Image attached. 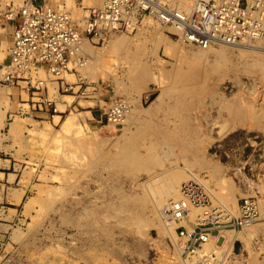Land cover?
I'll return each mask as SVG.
<instances>
[{
    "label": "rangeland",
    "instance_id": "rangeland-1",
    "mask_svg": "<svg viewBox=\"0 0 264 264\" xmlns=\"http://www.w3.org/2000/svg\"><path fill=\"white\" fill-rule=\"evenodd\" d=\"M25 1L3 0L1 4L11 2L20 7ZM36 1L39 4L53 3L52 0ZM72 1L73 4L69 6L65 0H61V3L75 19L85 16V8L101 5H87L83 0ZM156 25L153 21L149 25L147 20H143L132 30L88 43L92 51L87 52V66L75 75L64 77L71 84L82 80V90L78 91L79 88L74 87L70 92L60 94L54 89L49 90L50 98H56L59 111L56 114L46 116L38 112L29 118L24 114L29 101L26 91L0 82V117L4 116L0 126V141L8 140L9 148L12 149V152L6 149L5 154L0 153V160L7 157L13 159L12 165L5 167L9 176L0 174V264H178L184 256L172 248L168 236L161 235L154 227H144L142 220L133 224L128 210L111 208L109 205L117 192L123 195L142 193L134 184L149 173H164L168 177L180 173L187 175L189 172L202 178L213 194L235 196L237 207L244 204L245 200L253 201L255 205L257 217L253 224L257 227L245 229L252 235L251 239L248 235L246 244L244 240L236 238L232 243V253L226 254L220 264H264V79L261 72L251 73L239 66L235 69L226 64L211 74L206 83L207 90L201 92L197 99L189 94L162 96L161 107L152 111L149 123L157 124L161 130L171 134L175 133V128L171 127H180L183 122V114L176 106L178 99L189 105L190 123L198 121L194 125H203L208 118L222 113L219 120L223 123L217 124L210 135L214 140L202 143L198 149L185 151L179 146L166 145L168 148H164L160 144L155 153L161 160L159 163L163 164L149 168L139 166L136 169L113 165L108 156H99L100 148L111 154L118 152L113 145L114 140L124 132V124L113 129L104 120L103 112L110 99L123 98L129 105L130 113L138 109L144 111L160 96L162 89L172 82L173 71L181 67L179 63L182 62L181 68L186 67L178 55L191 54L196 50L172 38L168 33L171 31L169 28ZM11 31L10 25L7 33ZM154 33L164 34L163 37L169 43H178L177 49L167 53L163 46L158 47V61L156 56L143 55L142 59L148 60L147 69H151L152 75L159 81L147 82L143 89L135 92L127 61L124 60L125 54L122 51L111 52L110 48V51L101 49L109 45L111 37L122 36L131 38V45L136 43L148 47ZM2 41L0 63L7 56V35ZM231 54L233 61L238 58L237 51H231ZM209 57H212V53H209ZM105 74L108 75L104 79ZM85 86L95 87L94 92L84 95ZM236 100L242 108H258L256 115L263 119V123L259 126L256 120L250 118L246 122L248 124L244 125L233 120L225 107ZM69 116L71 118L67 121ZM228 119L233 120L231 125ZM251 121L255 123L252 126ZM98 146L100 148L97 151ZM184 151L188 155L183 154ZM195 157L209 158L218 166V174L203 165L199 167ZM212 202L213 206L217 205L213 198ZM232 203L230 201L229 206L234 208ZM237 207L234 208L237 212L235 218L239 216ZM119 211L124 214L121 215ZM143 214L146 217L151 214L149 204ZM184 224L187 227L190 224L195 226L193 223ZM221 230L232 231L228 228ZM219 233L213 234L216 238H213L210 247L215 252L213 254L212 251L205 264H219L222 254L226 253L225 247L217 243ZM225 235L228 236V233ZM217 250L220 253H216Z\"/></svg>",
    "mask_w": 264,
    "mask_h": 264
},
{
    "label": "built area",
    "instance_id": "built-area-1",
    "mask_svg": "<svg viewBox=\"0 0 264 264\" xmlns=\"http://www.w3.org/2000/svg\"><path fill=\"white\" fill-rule=\"evenodd\" d=\"M1 1L0 43L3 35H7L9 46L5 60L0 63V82L26 91L29 101L24 114L29 118L38 112L46 116L59 112L56 98H50V89L57 94L70 92L74 87L82 90V80L71 84L64 77L77 74L86 65L87 42L132 30L143 20L169 28L172 38L201 49L264 40V0H194L190 13L172 0H102L99 7L85 8L81 19L50 3L26 0L18 7L11 2L3 5ZM94 90L93 86H85L83 94ZM128 108L125 100L111 98L103 112L104 120L113 127L120 126ZM180 194L178 200L164 208L163 219L174 226L176 233L174 240L168 237L169 243L186 258L201 249L220 228H244L257 217L253 201L245 200L235 219L223 223L207 219L194 226L187 222L191 207L204 210V215L209 213L212 218L210 213L220 206H213L208 189L195 180L183 183ZM211 254L205 253L203 258L207 260Z\"/></svg>",
    "mask_w": 264,
    "mask_h": 264
},
{
    "label": "bare ground",
    "instance_id": "bare-ground-1",
    "mask_svg": "<svg viewBox=\"0 0 264 264\" xmlns=\"http://www.w3.org/2000/svg\"><path fill=\"white\" fill-rule=\"evenodd\" d=\"M65 1H66V4H68L67 6H69V4L70 5L73 4L72 0H65ZM101 1L102 0H83L84 4L91 5V6H97V5L99 6L101 4ZM172 1L177 2V5L179 6V8H181L186 13L191 12L192 6L194 3V0H172ZM52 2H53V3H51L52 6L58 7L61 9L62 8L65 9V7L62 6L64 4L61 3V0H52ZM147 23H149V25H150L151 20L148 19ZM156 27H157V25H156ZM152 32H154V31H152ZM154 34H155V36L153 38V41L150 44V46H148V47H146L142 44L139 46L136 43L131 45V42H130L131 38H128L126 36H122V37H111V39L109 41V45H107L106 47H103L101 49V50L105 51L107 49L109 50V48H110L111 52L112 51L113 52L122 51L123 54H125L124 60L126 59L125 61H127V64L129 67L128 69L131 71L130 72L128 70L129 71L128 73L129 74L131 73L129 77L133 83L132 89L135 92H138L140 89H143L142 87L147 82H152V81L158 82L159 81V79L155 78L152 75L153 73H151V71H150L151 69L150 70L147 69L149 66L148 60L142 59L143 55L146 53V55H149V56L150 55L156 56V50L160 46H163L165 52H167V53L168 52H175L177 49L178 43H169V41L167 42L165 37H163L164 34H162V35L157 34V33H154ZM3 37L5 38L6 36L3 35ZM139 42H140V40L138 41V44H139ZM194 48H196V50L193 51L191 54H187V55H186V53H183L182 50H180L183 54L178 55V56L180 57V59H182L183 64H185L186 67L181 68L182 62L180 61L181 63H179V64H181V67L176 66L179 69H175L173 71L172 82L171 83L169 82V85L162 89L160 96H158L157 99L153 103H151V105L147 109H144V111H140L138 109L136 111H131V113H130V109L128 108L129 111L127 112L125 119L123 121V124H124L123 131L124 132L120 137H115L114 144H113L116 147L118 152L111 154L108 151L101 150V148L98 146L97 151L100 148L99 156L100 155L101 156H108L109 162L113 165H116V166L121 165V167H123V168L125 167L128 169H136L139 166H140V168H149L150 166H153L156 164H158L157 166H159V164H160L159 162L161 160H158L155 152H157L160 144H162L164 146V148H168V147H166V145H172V146H176V147L179 146L181 148H184L183 150H185V151L190 150V149H193V150L198 149L199 146L202 145V143L214 140L211 138V136H212L211 132H214L217 124L221 123L222 120H219V119H220V116L222 115V113H219L220 116L217 115L216 117H214L212 119L207 117L209 120L207 119V122L203 125H199L198 123L196 125H194L197 120L195 119L196 121L194 122V124L190 123V116L188 113L189 105H187L184 100L178 99L176 102V106H177V108H179L181 110L180 113L183 114V117H182L183 122H181L180 127L179 126L175 127L176 125L174 122L175 126H173L171 128H173V129L175 128L174 129L175 133L171 134V132H169V131L167 132L166 130H161V127L158 126L157 124L149 123V120L151 119L150 117L152 116V111L159 109L161 107L162 96L163 95L179 96L182 94L183 95L189 94V95H193L197 99L199 94L201 92L205 91L206 83L210 79L211 74L213 72L217 71L220 67H222V65H226V64H229V66H231V68L233 67L235 69L238 68V66H239V68L245 69V70H247V72L249 71L251 73L252 72H256V73L261 72L263 74L262 78L264 79V40L263 39L259 40V41L240 43V44L232 45V46L218 45V46L210 47L207 49H201V48H197V47H194ZM91 49L92 48H91L90 44H88V42H87L84 45V51L89 53V51L90 52L92 51ZM181 49H183V48H181ZM231 51H237L238 52V55H237L238 58L234 61L232 58ZM209 53H212V57H209ZM1 59H2V56H1ZM156 60L157 61L159 60V58L157 56H156ZM86 64H87V62H86ZM176 64L178 65V63H176ZM176 67H174V68H176ZM83 70H84V67H83ZM102 74H104L103 71H102ZM106 75H108V74H105L103 76L104 79L106 78ZM91 78H93V77H91ZM51 91H54V90H51ZM214 95H215V93H214ZM210 96H212V94ZM129 101L131 102L132 100H129ZM171 101H172V99H171ZM219 101H221V100H219ZM223 102H224V100H223ZM241 102H242V100H241ZM236 103H238V105ZM239 104L240 103L237 102V100H236V102H232V103L230 102L228 105H226L227 107L224 106L225 108H227L226 111L229 112V114L225 110H222V111H225L228 115H230L231 118H233V120L235 119V120H237V122L239 121L240 123H244V125L250 118L252 120H256V123H258L257 125H259V126L261 125V123H263L262 122L263 119L261 120L256 115V113H257L256 111L258 108L255 109V107L249 106L250 109L249 108L246 109L247 108L246 106H244L242 108L239 106ZM242 104H244V102ZM222 109H224V108L222 107ZM218 112L219 111L217 110V113ZM262 112H263V110H262ZM173 115H175V114H173ZM258 115H263V113L262 114L258 113ZM204 117H206V116H204ZM70 118H71V116L67 117L66 120L69 121ZM3 120H4V116H1L0 117V126H2L1 124L3 123ZM223 120H224V118H223ZM70 121H72V119ZM163 121H164V119H163ZM232 121H230L231 122L230 125L232 124ZM234 122H236V121H234ZM251 122L249 124H251ZM222 123H223V121H222ZM224 123H225V120H224ZM253 123L254 122H252L251 126L255 124V123L254 124ZM246 124H248V123H246ZM18 125H19V123H18ZM13 126H15V125H13ZM17 127H19V126H17ZM232 127H233V125H232ZM247 127H248V129L250 128L249 126H247ZM113 129H114V127H113ZM220 132H222V130H220ZM118 142H120V144ZM142 149H143V151H142ZM95 150L96 149H94V151ZM185 151H184V153L183 152L182 153L186 154L187 152L185 153ZM146 152L148 154H146ZM164 153L167 156L165 151H164ZM200 154H202V153H200ZM187 155H188V153H187ZM161 157H159V158H161ZM195 159H197L196 163L199 165V167H201L203 165V166L209 168L212 171V173L213 172L215 173L218 169V166L216 164H214L213 162L208 160L209 158L207 159L205 157H202V158L195 157ZM194 163H195V160H194ZM161 164H163V163L161 162ZM185 171H187V169ZM216 173L218 174V172H216ZM163 174L164 173H149L143 179L142 178L137 179L135 184L134 183L133 184L136 185L137 187H139V189L142 191V193L123 195V194H120L119 192H117L115 195L114 201L111 202L109 207L115 208V209L128 210V212L131 215V217H129V219H130V221H133V224L137 223L139 220L140 221L142 220L141 222L143 223L144 227H148V228L154 227L158 230V232L161 235L171 237L174 240V238H175L174 226H171L170 224L166 223L165 220L163 219L164 208L171 201L178 200L181 197L180 186L182 183H186V182H188V180L190 181V179L198 181V182L202 183V185L204 184L206 189H208V188L206 187V182L202 178H199V176L193 172H189L187 175L180 173V174H175L174 176H168V177L163 175ZM209 175H211V174L209 173ZM263 190H264V188H263ZM208 191L212 195L216 204L218 206H220L218 208V210L214 209L213 210L214 212L210 213L212 218H209L208 217L209 213H206V215H204L205 214L204 210H201V209L196 208V207H191L189 209V214H188L189 219L187 218L188 219L187 222L193 223L196 225V224L201 223L202 221L207 220V219L225 221V220H228L229 218H232V217L235 218V216H237V212L234 209L235 207H237V200H235V196L227 195L225 197L224 196L222 197V196H218L219 194L218 195L217 194L215 195V193L213 194V192H211L213 190H211V191L208 190ZM238 192L240 195H242L240 193L241 192L240 190ZM242 197H243V195H242ZM230 201L233 202L232 204H233L234 208H231L229 206ZM260 203L262 204L263 200H261ZM148 204H149V209H150L151 214L146 217L143 214V210L145 208H147ZM237 208H239V207H237ZM120 214H121V212H120ZM122 214H124V213H122ZM141 222H140V224H142ZM255 226H256V224L246 226V227L242 228V230L244 229L243 232H242V230H239V229L238 230L234 229L232 231L231 230H221L220 231V233H219L220 235H219V239L217 240V243H219L221 245V247H225L226 253L223 252L224 254H222L223 257H222L221 261L219 262V264L222 262V260L223 261L225 260L226 254H229L230 252L232 253V250H231L232 243L236 238H240L241 240H244L247 244L248 237L250 236L249 232H247V230H250V229L254 228ZM245 229H247V230L245 231ZM231 232L233 234H231ZM227 233H228V236L225 235ZM251 236L249 239H251ZM213 238L215 239L216 237H214V236L211 237V239L209 241H207L206 243L203 244L201 249L197 250L193 254H190L189 257H187V258L183 257V258L179 259L178 264H205L204 262H206V260L203 258L204 253L207 254V253L212 252V251H213V253L215 252V250L214 249L212 250L210 247V245L212 244ZM216 253H220L219 250H217Z\"/></svg>",
    "mask_w": 264,
    "mask_h": 264
},
{
    "label": "crops",
    "instance_id": "crops-1",
    "mask_svg": "<svg viewBox=\"0 0 264 264\" xmlns=\"http://www.w3.org/2000/svg\"><path fill=\"white\" fill-rule=\"evenodd\" d=\"M10 147V142L8 140H1L0 141V153H4L6 152V149H8V152H12V149L9 148ZM12 161L13 159H10L7 157V159H1L0 160V174H5V177H8L9 176V173H6L5 170H6V166L7 165H12Z\"/></svg>",
    "mask_w": 264,
    "mask_h": 264
}]
</instances>
